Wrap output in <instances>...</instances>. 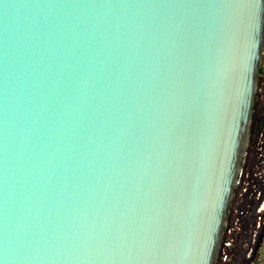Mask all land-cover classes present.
<instances>
[{
    "label": "water",
    "instance_id": "obj_1",
    "mask_svg": "<svg viewBox=\"0 0 264 264\" xmlns=\"http://www.w3.org/2000/svg\"><path fill=\"white\" fill-rule=\"evenodd\" d=\"M264 0H0V264H215Z\"/></svg>",
    "mask_w": 264,
    "mask_h": 264
},
{
    "label": "rangeland",
    "instance_id": "obj_2",
    "mask_svg": "<svg viewBox=\"0 0 264 264\" xmlns=\"http://www.w3.org/2000/svg\"><path fill=\"white\" fill-rule=\"evenodd\" d=\"M263 121L264 45L248 141L215 264H264V140L259 139L257 132L259 122Z\"/></svg>",
    "mask_w": 264,
    "mask_h": 264
},
{
    "label": "built area",
    "instance_id": "obj_3",
    "mask_svg": "<svg viewBox=\"0 0 264 264\" xmlns=\"http://www.w3.org/2000/svg\"><path fill=\"white\" fill-rule=\"evenodd\" d=\"M257 132L259 134V139L260 140H262V139L264 140V121L263 122H259ZM230 244H231V242H230Z\"/></svg>",
    "mask_w": 264,
    "mask_h": 264
}]
</instances>
